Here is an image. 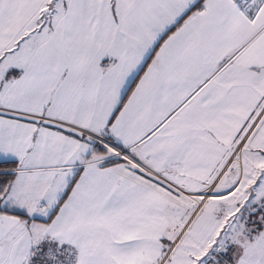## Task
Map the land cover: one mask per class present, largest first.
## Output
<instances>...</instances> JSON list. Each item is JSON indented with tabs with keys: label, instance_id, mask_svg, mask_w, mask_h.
Returning a JSON list of instances; mask_svg holds the SVG:
<instances>
[{
	"label": "snow or ice",
	"instance_id": "snow-or-ice-1",
	"mask_svg": "<svg viewBox=\"0 0 264 264\" xmlns=\"http://www.w3.org/2000/svg\"><path fill=\"white\" fill-rule=\"evenodd\" d=\"M0 264H264V0H0Z\"/></svg>",
	"mask_w": 264,
	"mask_h": 264
}]
</instances>
